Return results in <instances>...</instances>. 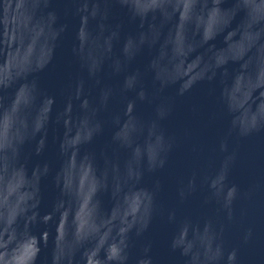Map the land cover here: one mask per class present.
I'll return each instance as SVG.
<instances>
[{
  "label": "water",
  "instance_id": "95a60500",
  "mask_svg": "<svg viewBox=\"0 0 264 264\" xmlns=\"http://www.w3.org/2000/svg\"><path fill=\"white\" fill-rule=\"evenodd\" d=\"M37 2L7 0L5 6L0 0V85L19 79L26 62L47 64L53 36L65 25L52 60L34 74L40 90L21 84L6 93L0 149L12 148L8 161L14 166L16 145L24 140L21 125L32 132L47 125L44 152L37 155L39 145L30 137L24 144L19 168L29 174L33 191L25 194L30 202L15 222L47 239L38 264H57L56 236L67 233L75 264H98L93 257L106 239L148 221L142 236L133 237L130 264H146L148 256L153 264H217L222 246L238 244L247 227L254 242L241 247L243 264H264V134H233L229 152L219 149L234 122L264 115V0H224L223 8L221 0H210L211 7L209 0H134L138 22L118 7L111 11L109 22L122 28L118 39L93 18L94 0H84L80 16L71 0H51L57 29ZM129 49L139 50L130 70L151 66L167 82L163 95L172 111L160 129L172 142L170 150L161 152L153 105L140 102L136 89L120 91L121 77L110 74ZM97 61L104 62L103 82L118 92L99 114L91 81L84 100L71 94L79 78L87 80L82 66ZM208 68L216 71L211 82L201 80ZM143 83L151 90L153 76L145 74ZM4 159L0 152V169ZM17 176L13 172L12 179ZM233 185L239 189L235 200ZM230 200L233 219L227 221ZM170 240L183 246L187 259ZM223 260L231 264L230 257Z\"/></svg>",
  "mask_w": 264,
  "mask_h": 264
},
{
  "label": "clouds",
  "instance_id": "9594fccd",
  "mask_svg": "<svg viewBox=\"0 0 264 264\" xmlns=\"http://www.w3.org/2000/svg\"><path fill=\"white\" fill-rule=\"evenodd\" d=\"M75 5V14L80 16L83 14L84 0H71ZM51 0H38L37 9L42 10L45 17L49 21V26L53 29H57L58 17L54 10L50 8ZM7 6V0L6 4ZM209 6H213L209 0ZM95 9L94 17L98 18L100 26L104 32L113 34L115 39L119 38L121 32L120 24L110 23V14L113 7H118L123 10L128 18L132 21L138 22L140 20L139 15L135 12L134 0H94L92 5ZM219 7H226L224 0H221ZM195 27V25H193ZM65 31V25H60L53 36V49L48 63L52 60L55 51V41L59 39L61 33ZM143 48V44L140 46ZM73 52L77 53L74 48ZM11 55V53H8ZM139 54V50H122L119 56L116 58L118 62L117 68H110V74L121 77L120 91L127 92L130 89H136L138 92V100L140 102H148L153 105V120L160 130L161 152L168 150L172 147V142L167 137V134L160 129L162 121H164L172 111L171 100L163 95L164 89L167 87V82L157 76L151 66H147L145 69L130 70L129 65ZM5 55L4 51H0V56ZM28 63V67L23 71L21 77L16 81L0 85V111H3L9 103L6 93L10 88L19 87L21 84L30 86L34 91H39L37 80L34 77L36 72L43 70L47 64H35ZM87 73V80L79 78L73 91V97L75 99L84 100L86 98V92L88 89V81H91L96 86L95 97L92 104L95 109V113L99 114L107 110L111 101L118 94L117 89L107 85L103 82L105 67L103 61H97L94 63H87L82 66ZM150 73L153 76V83L151 90L144 86V76ZM216 71L212 68H208L201 80H207L211 82L215 79ZM200 80L192 81L187 84L186 87L179 90V94L183 95L190 90ZM127 85V87H125ZM49 99L55 103V99L49 96ZM98 128L102 131L103 122H98ZM20 134L24 137V140L19 145H16V164L10 165L8 157L12 154V148L4 147L0 149V152L4 154V165L0 169V231H3V236L0 237V264H38L39 256L43 247L47 246V239H42L36 235L25 232L15 227V222L20 218L21 214L25 211L26 205L30 200L25 194L32 193V185L29 174L19 168V164L23 158L24 144L28 142V138L39 145L37 149V155L44 152L48 143L47 125L32 132L27 124L21 125ZM233 134L238 135L241 138L253 135L264 134V115H256L254 119H245L244 121L234 122L231 128L226 131L225 138L219 142V149L222 152H229V143L227 137ZM219 140V138H218ZM195 151V149H194ZM231 160L237 159V154L232 152ZM166 161L161 160L160 167L164 166ZM155 167V166H154ZM154 167L152 170H154ZM13 172L18 173L17 178L12 179ZM18 181V182H17ZM14 185L13 190L10 191V187ZM233 197L236 199V194L239 192L238 186H232ZM226 220L231 221L233 219L232 201L230 200L225 209ZM150 221L143 223L140 226L133 225L126 232L117 235L114 239L109 238L104 241L93 259L97 260L98 264H130V253L133 248V237H140L148 229ZM71 237V233L58 234L56 236V246L60 251L57 264H75L74 257L67 252V242ZM254 242V231L252 227H247L243 230V234L239 239V243L227 247L222 246L223 256L230 257L231 264H243L240 250L241 247H247ZM95 243V242H94ZM170 247L174 251H179L180 255L185 259L188 256L182 251L183 246H178L170 240ZM150 244H145V253H150ZM111 253V255H109ZM222 258L217 261V264H224ZM140 264V261H137ZM146 264H153L151 256L147 257Z\"/></svg>",
  "mask_w": 264,
  "mask_h": 264
}]
</instances>
